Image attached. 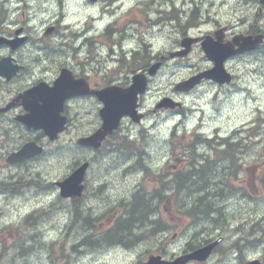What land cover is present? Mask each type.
Masks as SVG:
<instances>
[{"label": "rangeland", "instance_id": "1", "mask_svg": "<svg viewBox=\"0 0 264 264\" xmlns=\"http://www.w3.org/2000/svg\"><path fill=\"white\" fill-rule=\"evenodd\" d=\"M123 1L125 2L123 9L115 13L112 21L110 37H104L100 32L110 21L105 14L102 18L100 14L106 9L110 10L108 7L112 3L106 1L105 4L103 2L98 4L99 18L95 19H99L98 26L88 31L87 36L83 37V42L79 46L80 41H75L76 33L88 30L84 29L86 20L80 18L88 5L87 0L66 1L67 9L70 10L69 13L75 6H79V8L74 9V13L70 17L59 6H52L53 3L50 1L41 6L38 4V0H28L27 7L25 0H19L18 2L27 7L38 24L30 22L35 26L31 31H27L29 34L33 32L42 37L47 25L55 24L57 26L55 35L44 38L42 43L38 40L36 43L32 42V44H26L23 47L26 52L28 51L26 55L29 60V63L25 61L24 63L28 64V68H32L34 72H37L40 65L43 64L42 70L47 64L43 63L45 59L36 63L35 59H43L47 53L50 56L51 64L47 65L41 71L42 73L50 72L52 69L55 71V65L59 62L69 63L79 71L82 62H88L91 57L97 55L94 64H91L93 67L87 69L90 74H94L91 68H99L98 65H103L101 68L104 69L118 67L119 63L115 61L117 57L124 56L126 59L124 66L137 67L152 56H158L174 49L180 35L172 32V24L167 21L163 27L158 26L156 28L152 25L153 21L155 22L157 18L163 16L161 2L167 3V0H156L160 2V5L155 10L152 9L155 0H149V5L137 2V0ZM197 2L200 5L199 0ZM219 2L220 0H212L214 6L205 7L209 8V14L214 18L210 21L212 22L211 25L203 22L197 27L189 29L188 32L193 35L206 33L218 28L219 23L223 25L233 23L238 25L234 27L237 30L245 29V25H240L242 17H249L250 21L253 22L257 13L259 14V4L255 0L249 4L247 3L248 0L241 4L237 0H227L226 5H219ZM167 5L169 4L167 3ZM238 6H242L244 9L233 11ZM149 7L150 10L147 9ZM144 9L146 10L144 11ZM13 12L14 8L8 13ZM55 12L57 15L60 13L61 16L64 15L63 19H57ZM69 19L71 25H65L67 26L65 28L62 23H68ZM16 20L20 19L17 18ZM257 23L264 25V11L260 13V21ZM67 29L70 30V33L66 31ZM120 30L123 31V35L127 36L126 34H128L127 41L125 39L121 41ZM60 32L66 50L63 49L59 38ZM238 32H242V30ZM52 39L58 40L49 44L48 42ZM35 45H39L42 50L32 49ZM43 45L49 46L51 52ZM135 49L142 52L141 56L133 57ZM112 52L115 54L113 55ZM19 54L17 53L18 57ZM252 55L254 56L250 57L249 61L243 58L236 66L242 76L245 73L250 75L246 82L253 84L251 88L243 90L229 87L221 88L216 84L206 82L189 95H178L193 111H190L187 119H184V123L176 128L179 130V135L183 132L190 134L201 126L200 121H202L200 130L215 139L226 135L230 136V132L236 130V127L244 130L243 133L238 134V137H235V142H241L243 153L240 158L245 169L242 175L248 176V180L246 179L247 176H244V180L248 182H236V185L244 191H249L251 196L248 193L242 195L228 187L226 177L230 174V169L227 167L214 169L208 166L203 169L201 175L198 171L196 172L190 183L191 188L179 185L177 193L186 209L200 206L206 202L210 203V201L214 204L223 201L226 204L224 213H221L220 210L218 218L213 215H210L209 218L202 217L205 216L203 212L202 216L199 215L195 219L196 228L194 231L192 229L194 224L184 215L177 219L175 217V223L171 224L173 218L167 215L166 211L170 208V211L175 212L171 210L172 202L165 200L157 202L155 200L156 213L158 216L160 215L161 221L174 226L181 236L173 238L175 229H171L167 235H153V230L141 225V221H138L134 223L132 230L119 244L112 245L108 239L103 238L98 241L91 238L88 235L90 231L83 230L80 224L70 226L73 206L70 200L60 197L57 188H53V192L49 195V193H44V187L38 189L23 187L20 190L16 187H10L6 196H0V264H132L139 260L143 262L150 252L156 251L166 254V257L170 258L186 245L188 239L192 244L199 245L206 239L223 236H225L227 247L230 249L227 255L217 257L216 261L213 258L210 264H246L245 262L253 257L263 258L264 264V221L259 217L264 215V192L259 180L256 179L257 172L253 168V164L262 162L260 164L261 169L264 162V54ZM256 57H259L258 60H254ZM138 58L142 60H138ZM151 60L149 61L151 62ZM209 64V60L199 47L188 58L170 60L153 80L151 91L145 100L146 108H153L154 103L159 98L175 92L176 82L188 77L192 71L207 67ZM46 69L47 71H45ZM124 71L126 72V70L122 72ZM252 78L256 79L252 80ZM72 112V128L70 133L66 134L59 143L61 148L57 147L58 143L56 145L49 144L45 155L37 161L29 162L22 168L15 169L14 174H29L33 171L32 165L40 162L39 165L44 171L43 174L52 182L65 178L71 172L70 167H73L74 162L79 158H93L89 190L82 207L91 205L94 220L99 219L97 227L103 228V224H106L111 217L108 215L106 219H103L105 217L103 213L107 207L114 208L126 199L128 200L126 205L131 210L128 213L133 214L137 199L131 198L137 184L145 185L147 190L153 189L158 184L154 176L143 179V173H136L139 172L137 167L135 168L136 172L130 171V166L133 167L137 160L142 161L144 158L154 169L161 171L166 168L177 167V157L181 148L174 146V139H169L168 136L171 135L175 125L179 124L181 116L170 111L161 112L164 113L163 116L160 113H151L144 125L148 132L140 133L139 129L135 128L137 132H134V147L131 148L135 152V157L125 164L124 158H127L126 153L129 150L127 148L113 149L115 144L123 143V140L118 136L112 138L108 142V147L99 153L83 150L75 144L76 138L91 132L99 124L96 103L90 99L78 101L72 107ZM154 115L156 119H152ZM67 140L74 141L73 149L67 150L65 153L66 149L64 148L66 146L64 143ZM126 146L128 145L126 144ZM200 151L211 152L204 146L200 147ZM233 164L234 162H232V167ZM222 171H225L227 176L222 175ZM6 172L10 177L9 170L4 171V173ZM103 182L104 185L101 187L99 196L92 195L93 189H97ZM167 182H171V180ZM196 190H201L203 193L196 192ZM207 194L211 196L209 200ZM203 195L206 196V199L201 201L199 196ZM82 211L86 216V211L84 209ZM28 214H33L35 220L26 217ZM101 220L102 223L99 222ZM204 222H210L212 226L204 227L205 224L202 225ZM141 232L142 236L145 237L142 241H140ZM86 235V238L89 237L91 241L97 240L99 245L94 247L92 246L94 243H89L87 239L88 245L82 246L80 250H73V244L78 243ZM158 237L167 238V244L157 246L156 239ZM154 239L155 244L152 242ZM238 239L240 242L236 241ZM139 241L140 244L136 247L129 251L125 250L124 247L127 245Z\"/></svg>", "mask_w": 264, "mask_h": 264}, {"label": "water", "instance_id": "2", "mask_svg": "<svg viewBox=\"0 0 264 264\" xmlns=\"http://www.w3.org/2000/svg\"><path fill=\"white\" fill-rule=\"evenodd\" d=\"M264 1V0H263ZM261 36L256 37L255 39H252L251 37L245 38V44L247 45L246 49H250L252 47H255L260 40ZM188 40V39H187ZM186 41V40H185ZM187 43H190L188 40ZM250 43L251 46H250ZM203 47L205 51L208 53L209 57H212L217 62V65L214 69L208 70L205 72L200 73L196 77H192L190 80L178 84L177 89H189L192 86H194L197 82L201 80L203 76L212 77L214 79H217L219 82L228 81V73L226 72L224 68V61L226 56L231 52V47L233 44L229 45H221L222 50L218 53L217 47H219L220 43L213 42L209 38H207L206 41L203 43ZM229 49V50H228ZM187 51H185L186 53ZM157 68V65L154 66V70ZM153 70V71H154ZM145 85V81L142 79L137 80L134 83V86L132 88L127 89L126 91H117L115 92V98L112 95L110 99H107L106 107L102 111V115L104 118V130H100L99 133H96L92 137L81 139V142L84 144H93V145H99L100 141L105 137L106 133L112 131L114 127L118 125V122L122 115L124 114H134L135 112V106H136V98L138 91H140L143 86ZM112 99V100H111ZM166 101H169V99H166ZM168 103V102H167ZM98 139V143H97ZM37 151L32 150V148H27L26 152H24V155L27 154H35ZM87 167V163L82 165L79 169H77L68 179H66L64 182H60L59 184L62 187V194L64 196H71V195H80L81 194V186H78L79 183L82 181L84 176V171ZM215 243L210 244L208 246L202 247L195 252L191 253L188 256L185 257H179L174 261L168 262L161 260V257H151L149 262L147 264H185L190 259H200L204 260L208 257V255L211 253L213 246ZM254 264V263H253Z\"/></svg>", "mask_w": 264, "mask_h": 264}, {"label": "flooded vegetation", "instance_id": "3", "mask_svg": "<svg viewBox=\"0 0 264 264\" xmlns=\"http://www.w3.org/2000/svg\"><path fill=\"white\" fill-rule=\"evenodd\" d=\"M1 4H7L11 1L13 2H18L19 0H0ZM48 1L52 2L54 6L55 4V1L54 0H38V4L41 5V6H44L45 3H47ZM239 4L241 3H245V0H237ZM200 3H204L205 0H200L199 1ZM252 0H248V4L251 3ZM224 0H220V5L224 4ZM202 5H200V8H199V12L197 13L196 15V18H201L204 22H207V21H210L211 20V15H206V11L204 12L201 7ZM244 7L242 6H238L236 7L233 11H240V10H243ZM12 9L10 8L8 10L11 11ZM263 10V7H260V11ZM181 9H176V10H168V11H165V12H162V15H163V18L160 19V23L163 24V25H166L165 22H169L170 24L173 22V20L175 19V17H177L180 13H181ZM260 21V15L257 13V15L255 16L253 22L250 21V18L246 17V16H243L242 17V20H241V23L244 24L246 26L245 29L242 30V32L244 33H247V34H256L258 32L261 31V26H258L256 23ZM4 22L5 20L3 18H0V35H4V36H7V37H10V38H15V37H19V36H26L25 37V43H27L30 39V37L28 35H25V33H22L20 35H16V30L21 28L22 31H24V26H19L17 29H14L13 33H7L6 32V29H5V26H4ZM248 23V24H247ZM3 48L5 50H3ZM25 48H23L22 51H17V49H12L10 46H6V45H0V59L2 57H9L8 55H11L13 56V58L15 59V61H17L18 64H20L21 68L20 70L16 73V75L9 80V82L13 81L16 79L15 83L13 84L12 88H5V84L6 83H9L8 80L6 81L5 78H2V80H4L6 83H3L4 86H3V89H4V96L3 98L1 97V94H0V105L1 104H8V102H10L18 93L22 92L23 90H28L29 88H31L32 86H34L35 84L39 83L40 81H43V80H46L48 79L49 77H46V76H49L51 74V71L50 72H46V73H42L41 70L38 71V72H34L32 68H29L31 70V72H26V69L28 68L26 66V64L23 62H27L29 63V60H28V56L26 55L28 53V51L26 52L24 50ZM17 53H20L19 54V57L23 60H21L18 56H17ZM256 53H264V45L262 47H257L253 50H251V54H256ZM45 61L43 63H47L45 66L51 64L50 63V56L45 53V56L43 59L41 58H36L35 59V63L36 62H39V61H42L44 60ZM53 64V63H52ZM46 67H44L45 69ZM148 66H143L142 69H147ZM43 69V70H44ZM47 71V69L45 70ZM235 74H233V79L235 78ZM29 79V80H28ZM1 92V91H0ZM5 101V102H4ZM16 104V102H15ZM17 109H19V107H15L12 111H16ZM158 111V110H157ZM160 111V110H159ZM184 161V159H183ZM228 164H226L225 167H227L228 169H232V162H234V158L233 157H230L228 158ZM194 169H196V172L198 171L199 174L201 175L203 173L204 170H200L198 169L197 165L194 164ZM194 175H185L184 178H187L188 180L191 178L190 182H192V178H193ZM19 181V179L17 180V182ZM186 184V183H185ZM185 186V185H184ZM187 187L188 184L186 185ZM191 188V186L189 187ZM194 189V188H193ZM8 193V192H7ZM200 199H206V196L204 197H201L199 196ZM208 200L211 198V196H208ZM216 208H220L218 211H223L224 212V206L223 207H218L216 206L215 204L212 205V209H216ZM212 215V214H210ZM209 215V217H210ZM210 241H213V240H208L206 243L210 242ZM219 251H220V248H219Z\"/></svg>", "mask_w": 264, "mask_h": 264}, {"label": "bare ground", "instance_id": "4", "mask_svg": "<svg viewBox=\"0 0 264 264\" xmlns=\"http://www.w3.org/2000/svg\"><path fill=\"white\" fill-rule=\"evenodd\" d=\"M26 1V5H27V7H28V0H25ZM30 1V0H29ZM143 2H145L147 5H149L150 4V2H149V0H144ZM144 3V4H145ZM154 5V7H152V9H157L158 8V6L160 5V2H157L156 0H155V3L153 4ZM30 7V6H29ZM116 7V5H115V3H114V5L113 6H110V7H108V8H110V10H114L113 8H115ZM202 7V6H201ZM139 8H143V7H139ZM12 9V8H11ZM149 10H150V7L148 8ZM109 10L108 9H106V11H104L103 12V14H101V18L104 16V14L107 16V12H108ZM55 15L57 16V19H63L62 17H64V15H62L61 16V13L59 14V15H57L56 14V12H55ZM211 21V20H210ZM210 21H207V22H210ZM110 24V22H108L107 24H106V26H108ZM152 25H154V26H156V28L158 27V26H161V27H163L164 25L163 24H161L160 23V19H158L157 18V20L155 21V22H153L152 23ZM106 26L100 31V32H102V31H105L106 30ZM66 28V27H65ZM69 28V27H68ZM90 29H88V30H86V31H79V32H77L76 33V38H75V41H80L79 42V46L82 44V40H83V37H86L87 36V33H88V31H89ZM68 33H70V30L68 31V29L66 30ZM99 32V33H100ZM98 36H99V34H98ZM129 37L128 36H126L125 38H123V39H125L126 41H127V39H128ZM38 40H36V39H34L33 40V42L34 43H36ZM96 41H98V40H96ZM40 46L39 45H35L32 49H37L38 51H41L42 50V48H39ZM255 48H257V47H253L251 50H253V49H255ZM60 50L61 51H63L61 48H60ZM264 54V53H263ZM137 56L139 57V56H141V53H138L137 54ZM43 65V64H42ZM42 65H40V67L38 68V71H40L41 70V66ZM44 67H46V66H44ZM44 67H43V69H44ZM42 69V70H43ZM41 70V71H42ZM34 71V70H33ZM37 71V72H38ZM215 139V138H214ZM218 139H220V140H222V138H218ZM129 146V145H128ZM125 154V153H124ZM195 171H196V169H195ZM185 176V175H184ZM184 176H181V177H179L178 178V180L176 181V182H173L172 180H171V182H166V188L168 189V190H171V191H176L177 192V188H178V186L179 185H184V183H183V180L185 181V179L186 178H184ZM188 176V175H187ZM190 180H191V178L189 179V181H188V186L190 187L191 185H190ZM168 184H169V187H168ZM196 192H200V193H203V192H201V190H196ZM208 195V194H207ZM201 197H204V195L203 196H201ZM201 201H203L204 199H200ZM204 204V203H203ZM206 204H208V208H207V210H204L203 211V209L202 208H200V211H198L197 209H194L195 207H200V206H193V207H191L189 210L190 211H192L193 213H194V215H195V218L197 217V216H199V215H201L202 216V213L204 212L205 213V216H202V217H206V218H209V215L210 214H212L214 217H216V218H218L219 216V209L220 208H216L215 210L214 209H212V205H214V203H212L211 201H210V203L209 202H206ZM216 206H218V207H222V206H225L226 204H224L223 203V201H221L219 204H215ZM222 210V209H221ZM221 213H224L223 211H221ZM128 215H129V217L130 216H132V214H130V213H128ZM216 215V216H215ZM222 215V214H221ZM85 223V226L86 225H88V223L87 222H84ZM119 226V225H118ZM118 226H117V228H118ZM116 228V229H117ZM116 229H115V231H116ZM87 237V235L86 236H84V238L83 239H85ZM83 239L82 240H80L78 243H76L75 245H76V247H77V249H81L82 248V246H84V244H83ZM214 238H212V239H206L203 243H201V244H205L208 240H213ZM217 239H222V237H218ZM248 241H251V240H248ZM211 242V241H210ZM120 242H117V243H111L112 245H115V244H119Z\"/></svg>", "mask_w": 264, "mask_h": 264}, {"label": "trees", "instance_id": "5", "mask_svg": "<svg viewBox=\"0 0 264 264\" xmlns=\"http://www.w3.org/2000/svg\"><path fill=\"white\" fill-rule=\"evenodd\" d=\"M188 181L189 180L187 178L185 179V181L183 180V183H184L185 186L187 185ZM138 200H143V201H139V204H140L141 207H142L143 204L145 205V203H146L145 201L149 202L148 199H147V197L145 195H141V197H139ZM150 205L148 204V205L144 206L147 209V210H144L145 213H147V211L152 207V203L151 202H150ZM135 207H134V209H135ZM200 208H202L203 211L204 210H207L208 204H206V203L200 204V207H195L194 209H197L198 211H200ZM186 210H189V209H186ZM133 211L134 212H133L132 216H130V218H131L130 220H127L125 224H119V226L116 229V231H114L113 233H111L110 236L105 237V239H108L109 243L121 242L122 239H124L125 236H127V234L132 230V227L134 226V223H137L138 221H142L140 219V216L137 213V211H135V210H133ZM85 222H87V221L85 220ZM87 239H88V242L89 243H94V244H92V246L96 247V246L99 245V243H97V240L91 241V239L89 237L83 239V244L84 245H88L89 244L87 242Z\"/></svg>", "mask_w": 264, "mask_h": 264}, {"label": "clouds", "instance_id": "6", "mask_svg": "<svg viewBox=\"0 0 264 264\" xmlns=\"http://www.w3.org/2000/svg\"><path fill=\"white\" fill-rule=\"evenodd\" d=\"M160 115L163 116L164 113H160ZM152 119H156V116L154 115V116L152 117ZM69 163H70V161H69Z\"/></svg>", "mask_w": 264, "mask_h": 264}]
</instances>
